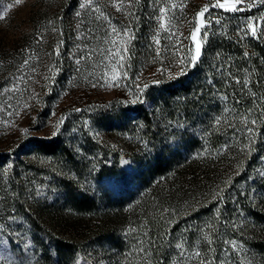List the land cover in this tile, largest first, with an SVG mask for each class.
Segmentation results:
<instances>
[{"label":"rangeland","instance_id":"1","mask_svg":"<svg viewBox=\"0 0 264 264\" xmlns=\"http://www.w3.org/2000/svg\"><path fill=\"white\" fill-rule=\"evenodd\" d=\"M225 2L240 10L216 6ZM137 3L0 0V264L37 262L43 247L37 242L35 221L45 227L46 222L60 223L59 235L76 234L89 244L73 264H105L112 253L119 264L151 263L153 253L143 242L146 219L167 215L170 227L166 223L164 230L170 240L167 236L165 244L170 250L163 263L264 264V251L252 245L264 237L247 226L252 223L249 202L255 194L264 202V154H246L256 123L240 119L217 146L207 135L202 137L193 149L182 150L178 169L141 181L134 173L153 154L151 141L158 151L164 145L176 149L203 129L176 116L161 129L155 127V136L147 140L134 125L125 133L92 119L110 116L111 110H103L114 106V100L125 107L135 105L149 87L170 83L181 71L192 69L201 57L192 61L191 34L200 21L201 54L207 21L220 14L239 18L242 32H253L248 24L262 26L264 0H148L144 26L150 40L144 57L130 51L133 42L137 44L130 20ZM230 116L224 105L212 122L217 126ZM244 134L247 141L239 147ZM59 135L78 156L32 154L26 165L17 160V152L35 139L49 141ZM64 180L68 190L91 199L90 211L79 214L68 204ZM236 185L240 189L233 214L220 217L224 196ZM208 208L211 217L199 216ZM175 223L179 227L173 235L169 231ZM107 228L123 238V248L108 251L92 241Z\"/></svg>","mask_w":264,"mask_h":264},{"label":"trees","instance_id":"2","mask_svg":"<svg viewBox=\"0 0 264 264\" xmlns=\"http://www.w3.org/2000/svg\"><path fill=\"white\" fill-rule=\"evenodd\" d=\"M147 3L148 0H139L136 13L130 19L132 21L131 32L137 40V44L135 41L133 42L134 45L130 51L136 57L139 53L143 57L147 55L145 51L147 46L145 45H148L150 40V33L144 26L147 25ZM142 6H145V10ZM207 22L208 26L203 31V35L205 37L206 33V37L202 54L192 69H189L187 65L189 70L181 71L170 83L149 87L143 92L141 101L135 105L125 107L118 104V100H114L112 103L114 106L103 110V112L111 110L110 116L106 113V116L92 118L93 121L97 119L102 125L112 126L113 124L114 128L125 133L129 129L131 130L134 125L137 132L141 129L138 134L143 135L145 133L147 140H152L155 136V127L161 129L164 122L172 118L176 119V116L184 118L190 121L192 125L203 129L201 134H190L189 138L182 145H177L176 149L164 145L162 150L158 151L154 147L156 142L151 141L153 143V154L148 161H145L144 167L138 168L134 173L141 181L156 176L159 177L168 171L178 169L182 162V150L195 146L206 135L208 136V142L214 146L223 143L224 137L228 138L231 135V130L229 129V131L227 128L229 126H239L240 119L256 123V127L253 128L254 134L250 141V148L246 151L248 158L255 151H262V154H264V22L262 26L255 28V35H253V32L246 33L245 30L242 32L243 25H240L239 18L231 13L220 14V18L217 20ZM133 28L135 31H133ZM224 105L230 109L231 118H225L222 124L219 121V125L215 126L212 117L217 112L220 113ZM137 127L140 129H137ZM136 131L134 132L136 133ZM134 132L131 134L135 135ZM246 141L247 136L245 134L241 135L238 146H243ZM26 146L27 148H25ZM26 146L25 149L22 148L17 152L19 154L17 160L24 162L25 165L29 155L32 154L60 157L61 159L66 156L74 159L79 154L73 147L70 146L69 148L62 135L49 141L35 139L32 144ZM232 151L236 152V150ZM243 151L245 150L243 149ZM239 155L241 156V154ZM20 156H24L25 159L23 160ZM63 184V192L66 193L68 204L76 208L75 211L82 214L91 210L92 201L86 194H77L70 188L68 190L65 180ZM239 189L240 187L236 185L227 191L223 206L218 210L220 217L223 214H233L231 210H234L233 207L236 205L235 200L239 194ZM257 197L258 194H255V199L249 202L248 211L252 223L247 224V226L250 227L251 232L252 229H256L259 231V235L264 237V215L262 214L264 212L262 207L264 202ZM122 206L121 203L118 208ZM113 208L117 210L116 207L113 206ZM211 214V209L208 208L202 210L199 216L211 217ZM146 221L147 232L143 236V242L153 255L151 263L143 264L167 262L170 249L167 251L165 239L168 236L169 241L170 237L164 230V225L168 223L167 227H170L168 215L166 219L154 216L148 217ZM34 224H36V229L40 233V239L37 242H40L39 244L43 247V251L34 264H73L78 255L84 254L85 248L89 246L88 243L81 242L79 235L71 234L70 237L59 235L60 232L57 233L56 229L57 226H60V223L46 222L47 227L40 226L36 221ZM178 227L179 224L175 223L169 232L173 235L176 234ZM110 229L100 234L99 239H92V241L102 248H106V250L108 248L109 250L117 247L123 248V238L119 239L116 235H111ZM189 230L191 231V229ZM189 230L186 229L190 235ZM259 240L255 243L252 242V245H257L264 251V238H259ZM168 246L171 247L170 244ZM117 258L116 253L109 254L106 257L105 264H119Z\"/></svg>","mask_w":264,"mask_h":264},{"label":"snow or ice","instance_id":"3","mask_svg":"<svg viewBox=\"0 0 264 264\" xmlns=\"http://www.w3.org/2000/svg\"><path fill=\"white\" fill-rule=\"evenodd\" d=\"M216 6H218L219 8H222V9H227V10H235V11H239L240 10L238 7H236V4L235 3L229 4V3L225 2V3H219ZM216 6H214V7H216ZM204 11H207V9H205ZM204 11H202L200 13L201 16L204 15ZM161 13L163 14V9L161 10ZM201 26H203V21H200V24L195 28V30L191 34V40L195 44V55L192 57V61H195L201 55V45H200L199 41L197 40V33L200 31V27ZM160 27L161 28H164V24L161 23L160 24ZM247 27L249 29H252L253 35H255V29L253 28L252 24H248ZM113 31H115V29ZM125 35H127V33H125ZM205 37H206V33H205ZM155 42L157 44H159V40L158 39H156ZM122 58L123 57H121V59ZM233 247H235V244L234 243H233ZM197 255H199V253H197Z\"/></svg>","mask_w":264,"mask_h":264}]
</instances>
